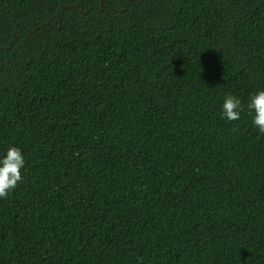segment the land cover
Segmentation results:
<instances>
[{
	"label": "trees",
	"instance_id": "obj_1",
	"mask_svg": "<svg viewBox=\"0 0 264 264\" xmlns=\"http://www.w3.org/2000/svg\"><path fill=\"white\" fill-rule=\"evenodd\" d=\"M260 89L264 0H0V264H264Z\"/></svg>",
	"mask_w": 264,
	"mask_h": 264
},
{
	"label": "clouds",
	"instance_id": "obj_2",
	"mask_svg": "<svg viewBox=\"0 0 264 264\" xmlns=\"http://www.w3.org/2000/svg\"><path fill=\"white\" fill-rule=\"evenodd\" d=\"M245 110L251 114V122L258 132L264 134V89L258 90L249 98L246 109L238 96L225 94L221 112L227 121L238 120ZM24 166V154L19 147L10 145L0 154V198L6 197L22 181L21 170Z\"/></svg>",
	"mask_w": 264,
	"mask_h": 264
},
{
	"label": "water",
	"instance_id": "obj_3",
	"mask_svg": "<svg viewBox=\"0 0 264 264\" xmlns=\"http://www.w3.org/2000/svg\"><path fill=\"white\" fill-rule=\"evenodd\" d=\"M65 7V5H62L61 8L63 9Z\"/></svg>",
	"mask_w": 264,
	"mask_h": 264
}]
</instances>
